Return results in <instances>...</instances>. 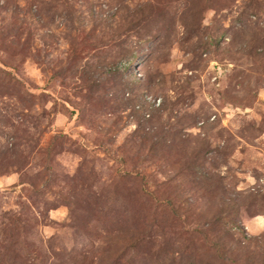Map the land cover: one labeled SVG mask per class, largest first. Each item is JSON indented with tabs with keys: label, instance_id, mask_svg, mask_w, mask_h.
<instances>
[{
	"label": "rangeland",
	"instance_id": "1",
	"mask_svg": "<svg viewBox=\"0 0 264 264\" xmlns=\"http://www.w3.org/2000/svg\"><path fill=\"white\" fill-rule=\"evenodd\" d=\"M0 264H264V0H0Z\"/></svg>",
	"mask_w": 264,
	"mask_h": 264
},
{
	"label": "trees",
	"instance_id": "2",
	"mask_svg": "<svg viewBox=\"0 0 264 264\" xmlns=\"http://www.w3.org/2000/svg\"><path fill=\"white\" fill-rule=\"evenodd\" d=\"M167 197H166V203L168 204V205H170V207H171V209H172V211L174 212V213H176V214H178L179 212H180V210L181 209H176L175 208V206H174V201H173V199L170 197V196H168V195H166ZM162 205H164V204H162ZM181 216H182V214H181Z\"/></svg>",
	"mask_w": 264,
	"mask_h": 264
}]
</instances>
